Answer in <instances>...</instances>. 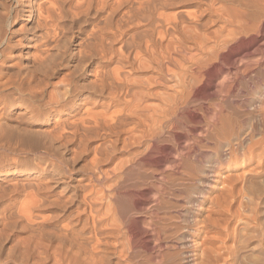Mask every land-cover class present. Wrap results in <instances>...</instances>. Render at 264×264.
<instances>
[{
	"label": "bare ground",
	"instance_id": "bare-ground-1",
	"mask_svg": "<svg viewBox=\"0 0 264 264\" xmlns=\"http://www.w3.org/2000/svg\"><path fill=\"white\" fill-rule=\"evenodd\" d=\"M258 127L264 0H0V264H231Z\"/></svg>",
	"mask_w": 264,
	"mask_h": 264
},
{
	"label": "rangeland",
	"instance_id": "rangeland-1",
	"mask_svg": "<svg viewBox=\"0 0 264 264\" xmlns=\"http://www.w3.org/2000/svg\"><path fill=\"white\" fill-rule=\"evenodd\" d=\"M235 116H232V117L233 119L237 120L238 115H235ZM251 117H248V119L246 117L245 119L246 129L245 128L244 129L247 130L246 132H249L251 130L250 128L254 126V124L257 121L256 116H251ZM249 119L250 121H247ZM251 119H253L254 122H252L253 120ZM253 136L252 138L256 139L254 141H257L258 139L263 140L264 132H262L261 128L258 127L257 131L254 133ZM261 147L262 145L260 146V148ZM208 155L211 157L210 160H213V158H215V156H213L212 153H209ZM220 166L227 167V165L225 164H221ZM231 173L236 174V176L238 175H240V177L242 175L243 176L241 177V179H239L240 177L238 176L239 178H238L237 185H238L239 191H237V195H235L234 197L235 201L233 200L234 202L232 203L233 205L231 207L232 210L230 209L232 213L230 214L231 215L230 217H232L231 218L232 225L230 226V228L232 227L233 230H231L232 228L231 229L229 228V231L231 232L229 233L230 234L229 241H228L229 244L227 245V247L230 246L228 248L230 249L228 256L236 257V258L232 257V260L230 262L231 264H264V155L259 158L254 157L245 166L244 165L242 166V163H241V165L237 169L232 170ZM240 183H242V185ZM245 195L247 196V198L245 197ZM242 200L244 202H242ZM238 203H241V205ZM173 208H174L173 205H171L170 206V211L172 210L171 213H175V211L177 210L176 207L174 209ZM189 209L191 208L186 207L182 209L183 211L182 210L181 211L186 213L187 211H189ZM234 227L235 228L237 227V228L235 229ZM219 230L221 231V229ZM217 233H218L217 231H216V234L214 233L215 235H217L216 237L219 236V234ZM122 241L124 242L123 247L128 249L127 247L128 245L126 243L127 240L125 239ZM214 241L216 244L217 242L220 243V240H217L216 242V239H215ZM123 247L120 246L119 249L126 250Z\"/></svg>",
	"mask_w": 264,
	"mask_h": 264
}]
</instances>
